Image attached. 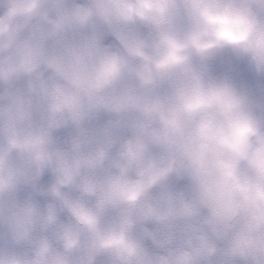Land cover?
I'll use <instances>...</instances> for the list:
<instances>
[{"label": "clouds", "instance_id": "9594fccd", "mask_svg": "<svg viewBox=\"0 0 264 264\" xmlns=\"http://www.w3.org/2000/svg\"><path fill=\"white\" fill-rule=\"evenodd\" d=\"M0 264H264V0H0Z\"/></svg>", "mask_w": 264, "mask_h": 264}]
</instances>
